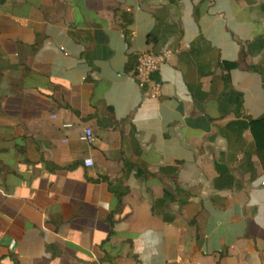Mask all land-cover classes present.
<instances>
[{
    "label": "crops",
    "instance_id": "0c3cea01",
    "mask_svg": "<svg viewBox=\"0 0 264 264\" xmlns=\"http://www.w3.org/2000/svg\"><path fill=\"white\" fill-rule=\"evenodd\" d=\"M263 118L264 0H0V264H264Z\"/></svg>",
    "mask_w": 264,
    "mask_h": 264
},
{
    "label": "built area",
    "instance_id": "2783aa9c",
    "mask_svg": "<svg viewBox=\"0 0 264 264\" xmlns=\"http://www.w3.org/2000/svg\"><path fill=\"white\" fill-rule=\"evenodd\" d=\"M173 54L169 51L159 53H145L140 59L135 72V79L141 88L149 87V94L152 98L160 99L163 95V86L161 83H153L152 76L160 67L172 58ZM88 144H93L95 138L90 130L85 132L83 138ZM85 166L91 168L94 166L92 159L85 160Z\"/></svg>",
    "mask_w": 264,
    "mask_h": 264
},
{
    "label": "trees",
    "instance_id": "16d2710c",
    "mask_svg": "<svg viewBox=\"0 0 264 264\" xmlns=\"http://www.w3.org/2000/svg\"><path fill=\"white\" fill-rule=\"evenodd\" d=\"M244 57L245 56L243 54V58ZM237 67H239L238 64L227 65L228 69H233ZM251 127L257 145L259 146V148L262 149L264 147V118L257 121H251Z\"/></svg>",
    "mask_w": 264,
    "mask_h": 264
}]
</instances>
